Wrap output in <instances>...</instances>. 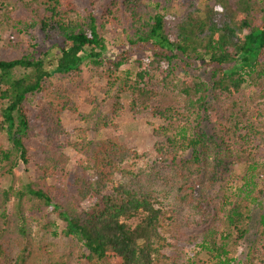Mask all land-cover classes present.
<instances>
[{
    "label": "trees",
    "instance_id": "trees-1",
    "mask_svg": "<svg viewBox=\"0 0 264 264\" xmlns=\"http://www.w3.org/2000/svg\"><path fill=\"white\" fill-rule=\"evenodd\" d=\"M174 1L180 11L163 5ZM106 24L130 45H152L134 72L119 69L125 52L106 57ZM41 43L57 53L38 51ZM178 57L210 66L211 83L174 75ZM85 61L93 71L103 66L108 90L117 88L109 113H84L96 130L123 115L121 93L131 112L165 124L152 125L157 141L142 153L114 135L87 139L80 128L67 192L62 114L74 110L70 94ZM34 119L49 148L31 181L0 187V264H65L52 259L46 234L76 239L91 264H195L178 244L190 225L200 230L190 241L205 264H232L264 198V0H0L1 174L30 162ZM221 182L233 191L212 195ZM239 264H264V202Z\"/></svg>",
    "mask_w": 264,
    "mask_h": 264
},
{
    "label": "rangeland",
    "instance_id": "rangeland-1",
    "mask_svg": "<svg viewBox=\"0 0 264 264\" xmlns=\"http://www.w3.org/2000/svg\"><path fill=\"white\" fill-rule=\"evenodd\" d=\"M203 1V0H201ZM182 2H166L164 7L169 11H180ZM106 34V57L109 60L114 59L115 57H120V55L125 52L126 60L120 66L119 69L122 71L124 69H129L131 72L136 70L135 60L148 58L152 54L153 47L150 44H141V45H130L127 43L121 35L120 29L116 28L112 30L109 24L105 26ZM47 43H41L37 48L38 51H44L49 45ZM44 45V46H43ZM49 55H54L57 53V49L51 45L49 47ZM145 61V60H144ZM174 75L178 78L184 76H189L192 78H197L199 80L205 81L208 84L210 81V66H207L202 61H192L188 62L181 57H178L174 60ZM226 67V66H225ZM102 68H104L102 66ZM102 68L97 71L91 70V65L88 62H83L81 77L78 82H76V87H74L70 94L71 102L73 103V111L65 112L62 114V122L64 127V134L60 136V144L64 145V152L69 156V161L66 165V190L71 192L74 188L73 186V177L76 170L75 155L76 152L71 146L72 143H75L79 140V129L87 128L86 138L90 140H99L109 136H116L119 141L125 143L130 148L135 150L137 153H142L145 151L153 152L154 143L157 141V137L152 132V125L159 124L164 125L165 120L155 116L150 111H142L139 113H133L128 108V103L130 96L127 93H121V99L123 104V115L114 120L112 126H105L95 129V123L92 119H84V113L88 112L90 109H93L94 119L102 117L103 115L109 113V108L112 104L113 94L117 92V88L108 90L110 85L106 81V76L103 75ZM245 94L250 95L253 92V88L248 84L242 86ZM38 107L37 102L31 103ZM37 132L38 140L32 141L30 146V162L27 165L19 163L14 169L13 174H1L0 173V187H8L9 185L13 188H17L20 184L31 181L34 178V162L38 161L43 156L44 148L48 149L49 145L46 143L44 134V124L37 119H34ZM4 139L0 138V142ZM7 146V142L5 141ZM235 170L238 172L242 171L241 164L235 165ZM61 174V173H60ZM120 177L119 173L114 175V180H118ZM54 179L50 178L47 180V184H53ZM234 184H226L224 182L217 183L215 187L210 191L212 195L222 194L223 191H233ZM261 201L259 204L254 207L252 216L254 217L253 221H250L248 224V233L246 236V241L244 240L242 245L237 248L235 253V261L232 264H239L242 261L244 256V251L248 247V241L252 238L253 232L255 230V219L257 214L260 211V207L264 202V198H260ZM9 210L11 209V203L9 205ZM188 214L193 217H197V214L188 209ZM47 218L50 221H54L58 226H62L60 219L55 217V214L49 212ZM36 228V225L33 226ZM167 236L169 241H172L170 238L169 231L164 233ZM197 235L200 237V230L196 229L194 225H190L184 234V241L178 242L180 245L184 246V254L182 258L184 262L190 261V259H195V264H205L206 256L204 253L197 251L199 248L197 243L190 241L192 237ZM46 245L51 242V250L53 255V260H63L65 264H91L85 259L80 257L78 244L76 239L64 238L60 239L59 236L53 237L50 240V236L46 234L44 238ZM44 255H47L44 253ZM43 255V256H44ZM198 260V262H197ZM183 262V263H184ZM39 263V262H38Z\"/></svg>",
    "mask_w": 264,
    "mask_h": 264
}]
</instances>
